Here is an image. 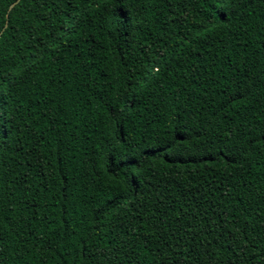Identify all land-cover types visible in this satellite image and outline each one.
I'll return each instance as SVG.
<instances>
[{
    "label": "trees",
    "instance_id": "trees-1",
    "mask_svg": "<svg viewBox=\"0 0 264 264\" xmlns=\"http://www.w3.org/2000/svg\"><path fill=\"white\" fill-rule=\"evenodd\" d=\"M0 264H264V0H0Z\"/></svg>",
    "mask_w": 264,
    "mask_h": 264
},
{
    "label": "water",
    "instance_id": "water-1",
    "mask_svg": "<svg viewBox=\"0 0 264 264\" xmlns=\"http://www.w3.org/2000/svg\"><path fill=\"white\" fill-rule=\"evenodd\" d=\"M13 5H14V4H13ZM13 5H12V6H13ZM12 6H11V7H12Z\"/></svg>",
    "mask_w": 264,
    "mask_h": 264
}]
</instances>
